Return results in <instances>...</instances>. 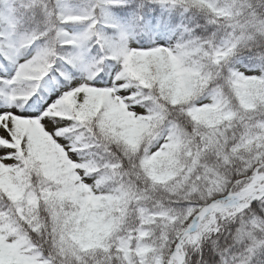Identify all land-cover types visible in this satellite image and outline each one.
Segmentation results:
<instances>
[{"label":"clouds","instance_id":"obj_1","mask_svg":"<svg viewBox=\"0 0 264 264\" xmlns=\"http://www.w3.org/2000/svg\"><path fill=\"white\" fill-rule=\"evenodd\" d=\"M200 2L177 0L172 11L177 22L167 48L187 53L179 86L141 81L144 96L155 97L140 104L144 114L116 97L123 136H111L100 113L88 121L78 111L48 113L68 121L45 136L58 145V169L37 162L22 190L0 198V214L16 228L13 242L23 237L24 249L46 264H246L249 249L264 243V98L232 82L233 72L264 76V0ZM141 3L150 16L151 0H127L132 11L117 13L118 21L128 24ZM96 15L81 24L104 38L88 41L93 71H123V57L105 43L118 40V31ZM142 34L138 29L128 46ZM49 59L57 65L49 79H60L64 66ZM251 264H264V250Z\"/></svg>","mask_w":264,"mask_h":264},{"label":"snow or ice","instance_id":"obj_2","mask_svg":"<svg viewBox=\"0 0 264 264\" xmlns=\"http://www.w3.org/2000/svg\"><path fill=\"white\" fill-rule=\"evenodd\" d=\"M179 2L190 7L204 6L200 0ZM176 3L177 0H151L150 16L141 3V11L134 13L128 24L112 18L111 12L115 10L121 16H127L132 11L127 0H89L83 9L74 0H19L18 4L0 10V198L7 199L5 192L22 190V177L37 162L51 171L58 169V145L50 144L45 136L64 128L68 121L50 116L49 112L58 110L64 115L78 111L86 121L100 113L103 117L101 126L113 137L123 136L128 129L116 97L130 104L131 111L144 114L145 109L140 104L155 103V97L144 96L141 81L149 86L172 82L179 86L184 73L182 61L187 53L181 45L175 50L162 46L177 22L172 15ZM97 11L105 21V28L118 31V40L105 39V43L113 47L117 57H123V71L116 67L108 74L97 75L87 61L88 41L94 35L104 38L93 33L91 28L80 35H71L65 30L67 25L95 23ZM138 29L151 42L145 44L142 36L139 46L132 44L129 47L127 40ZM153 37H158L159 42ZM65 45L76 49L67 64L83 68L88 73L87 80L93 82L92 86L79 79L68 82L71 78L63 71L59 73L63 79H49L57 68L49 58L55 55L59 63L63 61L64 57L56 49ZM29 48L34 49V53L26 57L25 50ZM231 48L232 45H228L229 52ZM232 77L234 86L240 90L264 98V76L260 73L252 70L247 75L233 72ZM42 82L47 84L51 94L42 91ZM129 88L137 90L135 95L128 91ZM37 126L43 130V135ZM118 126L122 129L119 133ZM63 143L65 141L60 139L59 144ZM251 207L260 210L255 199ZM13 233H16L13 223L6 214H0V264H46L39 254L24 249L23 237L17 234L18 238L13 242L10 239ZM261 250H264V243L249 249L246 264H251Z\"/></svg>","mask_w":264,"mask_h":264},{"label":"trees","instance_id":"obj_3","mask_svg":"<svg viewBox=\"0 0 264 264\" xmlns=\"http://www.w3.org/2000/svg\"><path fill=\"white\" fill-rule=\"evenodd\" d=\"M74 2L77 3L81 8H84V7H86L89 4V0H74ZM18 3H19V0H0V10L5 9L7 6H10L12 4H18ZM111 12H112V18L118 20L117 13H119V12H117L115 10H111ZM201 23H203V21H201ZM81 28L85 29V30H83V32L86 31V28L83 25H81V24L65 26V30L68 31L71 35H76L75 34L76 30L81 29ZM197 31L199 32L201 30L198 29ZM107 34H111V33H107ZM135 36H136V33H135ZM142 36H143V42L145 44L151 42L148 36H146L144 34H142L141 37ZM141 37H139V42L140 43H141ZM172 40L174 41L175 37L172 38ZM167 46H168V44H166L164 47H167ZM61 49H62V51H61L60 55H62L64 57V60L60 62V64L64 66V70H62V71L65 74L70 76L71 79L68 82H71V80L74 78V76H76V77L77 76H81L83 68H81L79 66L73 68L71 65L67 64V59L69 57L75 55V53H76V49L75 48H73L71 45H65ZM94 51H95V49L89 47V52H88V56H87V61L88 62H91L92 56L90 55V53H92ZM21 62H23V61L21 60ZM86 74H87V72H86ZM61 79H63V77H61ZM45 85L46 84L42 82V91L47 93L48 92L47 89L44 88ZM22 123H24V122H22ZM25 126H29V125H27L25 123Z\"/></svg>","mask_w":264,"mask_h":264},{"label":"rangeland","instance_id":"obj_4","mask_svg":"<svg viewBox=\"0 0 264 264\" xmlns=\"http://www.w3.org/2000/svg\"><path fill=\"white\" fill-rule=\"evenodd\" d=\"M81 9H83V8H81ZM83 30H85V29H83V28H81V29H78V30H76V35H80V34H82V32H83ZM133 37H135V33L132 35ZM156 40H157V42H159V39H158V37H154ZM172 38H174V36L172 37ZM168 39L167 38H165V40H164V42H163V44H162V46H165L166 44H168ZM134 44H136L137 46H139L140 45V42L139 43H134ZM146 44H149V43H146ZM13 71H14V69H13ZM73 75V74H72ZM87 77H88V73L86 74V71L83 69L82 70V74H81V76H74V78L71 80V81H73V80H77V79H79V80H82V79H87ZM45 89H47V93L48 94H51L50 93V90H49V87L47 86V84L45 85V87H44ZM37 129H38V131L40 132V134L41 135H43V130L42 129H39L38 128V126H37ZM0 182H2V181H0Z\"/></svg>","mask_w":264,"mask_h":264}]
</instances>
